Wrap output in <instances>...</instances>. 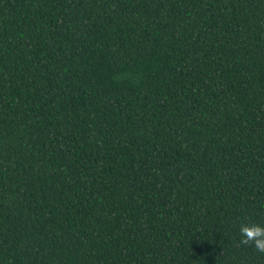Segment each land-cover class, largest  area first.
<instances>
[{"label":"trees","instance_id":"1","mask_svg":"<svg viewBox=\"0 0 264 264\" xmlns=\"http://www.w3.org/2000/svg\"><path fill=\"white\" fill-rule=\"evenodd\" d=\"M264 0H0V264H264Z\"/></svg>","mask_w":264,"mask_h":264},{"label":"clouds","instance_id":"2","mask_svg":"<svg viewBox=\"0 0 264 264\" xmlns=\"http://www.w3.org/2000/svg\"><path fill=\"white\" fill-rule=\"evenodd\" d=\"M242 245H251L258 252L264 253V225L258 223H241L239 226Z\"/></svg>","mask_w":264,"mask_h":264}]
</instances>
